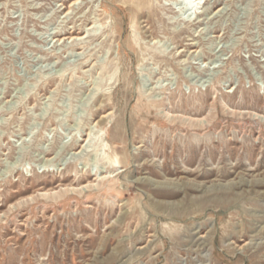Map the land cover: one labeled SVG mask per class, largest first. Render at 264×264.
I'll use <instances>...</instances> for the list:
<instances>
[{
	"label": "rangeland",
	"instance_id": "rangeland-1",
	"mask_svg": "<svg viewBox=\"0 0 264 264\" xmlns=\"http://www.w3.org/2000/svg\"><path fill=\"white\" fill-rule=\"evenodd\" d=\"M73 1L0 0V264H264V0Z\"/></svg>",
	"mask_w": 264,
	"mask_h": 264
},
{
	"label": "bare ground",
	"instance_id": "bare-ground-1",
	"mask_svg": "<svg viewBox=\"0 0 264 264\" xmlns=\"http://www.w3.org/2000/svg\"><path fill=\"white\" fill-rule=\"evenodd\" d=\"M78 0H74L73 1V4H75V3H78L77 2ZM77 39H78V37H77ZM165 116H166V114H165ZM169 116V115H168ZM168 116H166V117H168ZM183 116V115H182ZM188 117V116H187ZM260 117H263V116H260ZM169 118V117H168ZM171 119V120H170ZM174 119H175V116H172V115H170V118H169V120H170V122H174ZM203 125L205 124L204 123V120L203 119H198ZM202 173V172H201ZM104 178V177H103ZM86 185V184H85ZM89 186H91V184L90 183H88V186L87 187H89ZM82 187V186H81ZM91 187H93V186H91ZM184 189V188H183ZM68 192V191H67ZM45 195H47V194H45ZM224 195V194H223Z\"/></svg>",
	"mask_w": 264,
	"mask_h": 264
}]
</instances>
